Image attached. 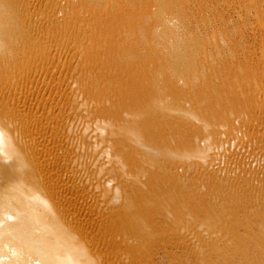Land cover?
I'll use <instances>...</instances> for the list:
<instances>
[{"label": "rangeland", "instance_id": "374dc122", "mask_svg": "<svg viewBox=\"0 0 264 264\" xmlns=\"http://www.w3.org/2000/svg\"><path fill=\"white\" fill-rule=\"evenodd\" d=\"M30 2L31 1H29L26 5H30V9H36L42 5L44 7L49 6L50 9H53L59 5H63L64 10L68 8L67 10H65L66 28H68V30H66L68 32L71 30L72 31L69 32L68 36L66 35V33L68 32L65 31V35L67 36L66 37L65 35L62 36V34L57 32V26L52 27L42 25L39 33L35 34L34 25L31 22L28 23L25 21V25L33 29V43L31 45H25L22 47H18L13 44L8 45V49H10L11 52H24L23 54L27 56L26 58L23 55L19 56L20 59L25 58V61H23L24 64L21 65V63L23 62H20L19 66L15 64L6 66L5 63L10 58L2 59L0 64V81H2L0 82V101L2 100V98H4L6 101V104H4L5 101L3 99L0 102L2 103V105L0 104V106H6L7 108L4 109L0 107V124L3 119V121L8 119L9 121H5L9 122L7 123V126H4L5 131H8V128L12 126V129L10 128L9 130H14L16 132L18 130L19 132L27 130V133L32 134V132H35L36 129H39L41 127L40 125L42 123L43 128L41 127V129H45L43 130L45 131V133H42L43 138L41 137L42 134L40 138H42L43 141L45 140V145L40 144L42 146H35L34 149H37L33 150L30 155L25 156L28 157V159L31 156L35 157L30 159H35V161L40 160V162H47L49 160L48 162L50 164L47 162V164H45L46 167L44 165L42 167L43 170H39L43 174L40 173L41 175H38V178L44 181L47 180V178H50L49 180L52 181V190L50 189L51 186L49 185V192H52L51 194H68V196L73 194L77 196L80 194V196L77 197L78 199L76 198L74 202L71 211L72 214H68V216H70L69 220H71L70 222H74L76 224H84L86 233L88 232V236H90V239L93 240L91 241L89 239V241L93 245V252L99 253V255L96 254L99 264H264V0H93V2L92 0H34L31 3ZM60 2L63 4H61ZM80 4H82V7L80 6ZM98 5L100 6L98 7ZM77 7L79 8V10H77ZM97 8H100L101 11ZM84 9L86 10L84 11ZM98 10L100 11V13ZM83 12L85 13V17ZM78 13L82 16H79ZM90 13L92 15L94 14L93 17H91L92 15L90 16ZM86 14H88L89 16H86ZM96 14L98 16H96ZM99 14L100 16L101 14L103 15L99 17ZM70 16H73V18L71 19ZM77 16L78 19H76ZM97 17L98 19H96ZM167 18H172V23L166 21ZM88 19L89 22H94V25L93 23L87 24L89 23L87 22ZM94 19L95 21H93ZM82 20V24H84L85 27H88V30H84L86 33L82 30V28L84 29V26H81ZM86 24L89 26H87ZM92 25L93 28L94 26L95 28L96 26L98 28L96 29L99 32H97V30L94 28L96 34H99L102 31L105 34L102 32L103 34L101 33V36L99 34V38L98 35L95 34ZM90 26L91 28H89ZM89 29L92 31H90ZM105 29H107L108 31H106ZM73 30L78 34L76 35V32H74ZM18 32L17 33L20 34L22 31L20 30ZM106 32L110 35H107ZM80 33L84 34L81 35ZM93 33L95 37L92 36ZM47 34H50V40L47 38ZM75 35L77 38L81 39L76 40ZM79 35L81 36L78 37ZM90 35L92 37H90ZM104 35L108 37L110 36L111 39L115 38L114 41H112L111 39L110 40L113 42V44L116 43L117 46H113V44H110V46H112L113 48L109 46V49H103L108 45V43L106 42L111 43L109 39L108 41L105 40L108 37H105ZM73 37L75 41L74 39H72ZM91 38L92 42L96 39H98L99 41L103 40V44H101L102 42H100L99 47L102 50L108 51L110 49H114L112 51L115 54L113 55L112 53V56L109 57L113 58L115 55H117L118 57H121V60H119V58L117 59V56H115L116 59L113 58V62V59L111 60L109 57H107V55L111 54V50V52L109 51L110 54L104 51V53H106L107 55L103 54V51L101 50L100 51L102 53L100 51L98 52V41L94 42L95 44H92L91 41H89ZM101 38L103 39L101 40ZM83 39L86 41V43L83 42L84 48L90 47L91 49V46L93 45L95 51L97 50L96 54L95 51L94 54L92 53L94 49L92 51L90 50V54H93L95 56L99 53L101 54L97 55L96 58L102 61V65L104 62H107L106 60L103 61V57H105L106 59H109V62H107L108 64H111L110 62H112V64L117 62L116 64H118L119 60L121 64H118V68H121L122 65L123 67L121 69H127L124 75L122 70L119 71L118 69L119 73L117 72V78L120 76L124 79L125 75L130 74L132 72L131 69L134 68L138 73L144 72L145 74V72H147L146 69H148L147 66H149L150 68L148 69V73H153V75L150 74L152 76H149L147 73L146 75H144L143 73L141 74L147 77L144 78L146 80L145 84L143 81V76L138 74L135 69L133 70V72L135 71L136 73V75L133 77L137 78L136 76H141V79L139 80V78H137V80L142 82L140 84L145 85V88H143L144 86H140L142 88L139 89L134 88L135 92L136 90L138 91L140 89H144L143 93H139L141 92V90L137 93L145 94L141 96L136 94L137 98L136 95L134 97L133 94L135 93H131L130 91L132 87L137 86L136 84L138 82L137 80H134L133 82L134 78L132 79V81L130 78V81L136 84L134 85L132 83L134 86L130 88V86L132 85L130 83L127 87L126 82H130L128 80L129 77L128 79L126 78L128 75L125 77L126 80H121V78L119 77V81H122L124 85L126 84L128 90L124 89L125 87L123 83H121L122 85L120 83V85L116 84L117 79L111 78L115 75L113 72H111L113 69L111 70L110 67L106 69L108 67L106 65L107 63H104L105 65L102 66L100 64L101 62L96 60L98 65L96 62H93L95 63V65H93V63L91 65L89 64L91 66V69L89 68L90 66H87V68L86 62L88 65V62L91 63L93 60H95V57L93 55L90 56V54L88 55V51H86L88 48L84 49V54V50L80 49V53L79 51H77L78 46H81L80 48L83 49L82 45H80V42ZM77 41H79L78 46H75V44H77ZM88 41L90 42L91 46L86 45L88 44ZM95 45L98 49H96ZM141 50L143 51V53H141L140 56L142 55L143 57L141 59L139 56V59L137 58V56L139 55L138 53ZM74 53H76V56ZM81 53L82 55H80ZM41 54H44V58L38 60L37 62L34 60V63L36 62L34 64L33 58ZM85 54L86 56H88V58H85ZM79 55L82 57L84 56L83 58L86 60L84 61V59ZM92 56L94 58H92ZM98 56H100L101 58ZM124 57L126 59H123ZM78 58H82L83 60L80 61H83V63H80V61L77 60ZM89 58L93 60H90ZM179 58L181 59V61L179 60ZM137 59L143 61L140 62ZM136 60L139 62H137ZM127 61L131 64V66L130 64L129 66H133L134 68L132 67L128 70V68H126L128 67ZM122 62L126 64L124 65ZM136 63H140L145 67H141L140 64L138 65ZM81 64L83 69L80 66ZM100 65L102 67H100ZM115 65L113 66L117 70V66L115 67ZM38 66L42 67V70L44 72V75L43 73L42 75L46 78L44 77L43 79L42 75L37 73V70H35V68ZM96 66L98 67V70H102H99L101 74H99ZM203 66L208 67L204 68ZM139 67H141V70ZM80 68L81 71L83 70L80 73H83L82 75H78V72H80ZM137 68H139V70H137ZM142 68L143 70L145 68L146 71H143ZM53 69L55 71H58L55 72ZM199 69H201L202 71L200 72ZM108 70L110 71V73L108 72ZM60 71H62V75L60 74L61 78H59L58 75ZM92 71H94V73ZM128 71L130 72L128 73ZM196 71H199V74L197 73L199 77L197 74V77H195L196 75L190 76V74H193ZM11 72H15V74ZM133 72L130 76L134 74ZM7 73L9 74L7 75ZM10 73L11 75L13 74V76L15 75L17 79L15 78V76H11ZM53 73L55 75H53ZM106 73L109 75L107 76ZM111 73L114 75L111 76ZM120 73L121 75H119ZM200 73H203V75ZM84 74L88 76L91 74V77L89 76L86 78ZM97 74L99 75L96 76ZM157 74L160 76V78H158L159 76ZM9 75L13 80H10L11 77ZM50 75H53L54 77L51 76L50 78ZM102 75L104 76L102 77ZM105 75L107 78H105ZM156 75L158 77H156ZM5 76L10 77V82H5L4 80H2H7V78H4ZM18 76H23L21 78L24 79H19ZM70 76H73V80L76 76H78V78L82 76L80 78H86V80H88L89 78V81H92L91 83H94V90L96 88L100 90L101 88V90L103 91L104 89V91L102 92V94H100L101 90L100 92H96V96L98 94L100 95L97 96V101H92L96 98V96L91 97L90 95L91 98L89 97V100L95 97L91 100L90 103L87 99L89 94H87V97H85L87 92L81 88L80 83L82 80L76 77L78 80H80V82H78L77 79V81L75 80L76 84L78 86L80 85V88L77 87L75 90V81H73L72 77ZM25 77H27V79H25ZM69 77L71 78V80ZM93 77L95 79L94 82ZM52 78L56 79L57 82ZM90 78H92V80H90ZM97 78L100 79L98 80ZM152 78H154L155 81H153L154 79L151 80ZM58 79L59 82H61L60 84L58 82ZM107 79L111 80L113 86H111L112 84H109L111 83L110 81L108 83ZM47 80L48 82H50V85L46 83ZM112 80H115V82ZM13 81L15 83H13ZM156 81L158 83H156ZM51 82H54L55 85H53V83ZM96 82L97 84H95ZM154 82L156 84H154ZM44 83L47 84V86ZM153 84L156 85V88H158H154ZM97 85L100 88H98ZM114 85H116L115 87L119 88V93H121L122 98H124H119L120 103L113 100L112 97H114V92H111L113 94H109V90L115 88ZM71 87L72 89H74L73 91L71 90ZM152 87L156 90H154ZM115 89L116 91L118 90L117 88ZM134 89H132V92L134 91ZM60 90L61 93L59 94ZM125 90H127L126 92L128 93H125ZM157 90L159 92H156ZM74 91H76V93ZM17 92L21 95H23L22 92H24V95H20V97H18L19 94ZM129 92L132 94L130 95V97ZM3 93H5L4 96ZM12 93H14L15 95L18 94L17 98L19 99H16V96ZM123 94L125 95L123 96ZM126 94H128V97ZM151 94L154 95L152 96L153 98H151ZM72 96L73 98H75L76 96L74 101L87 99L86 101L92 105L87 104L86 107L94 108V110H96V113L93 109L86 108L85 106L80 107H82L81 109L86 108L87 112H85L86 109H83L85 111L80 110V108L78 110H75L76 108H78V106L77 104H73V101H70L71 99H73ZM80 96L82 98H80ZM103 96L105 97L104 99ZM138 96L142 98H138ZM155 96L157 98H155ZM99 97L102 98H100V101H103L95 103L98 102ZM107 97H111L112 99H110L113 102L107 104L109 103L108 101H111L109 98V100L105 101ZM23 99L24 101H22ZM15 100L19 102L16 103ZM116 102L117 105H115ZM15 103L17 104V106ZM20 103L22 105L21 109ZM100 103H102V105H106V107H108L109 105L114 111H120L124 108L129 110L131 109V111L133 110L132 112H130L131 114H123L122 117L119 116L118 120H120L117 121L120 122L123 119L122 122H125L126 120V122L129 123V126L132 128V132H127L124 135H114L115 138L117 137V139L114 140L115 142L117 141L120 145L121 143L119 142L122 141V147L125 148H127V145L128 147L130 144L131 146L133 145L132 147H129V151H131L132 153L131 156L133 158L134 156L136 158L138 157L137 162L135 161V158H131V160L128 157V159L126 160V166L123 168L121 167L122 170H125L126 168L127 170H129H126V173L125 171H122L121 173L122 175L124 173V176L128 175L127 178H130L129 184L127 181L128 179H125V182H123L124 178L122 179L119 177V179H116L118 178V175H115L116 172L113 174L115 170L112 169L113 172L109 170L111 171L109 175L112 173V176L110 175V177H115L109 179V185L114 179H116L118 182L120 181V179H122L121 182H123L124 185L126 182L127 184L125 187L123 185L124 189L122 187V189H119L120 186H122H119V184L122 183H118L114 180L111 187H114V192H112L113 195H111L112 189L109 190V187L111 186L110 185L107 188L108 190H105L107 192V195L109 194L110 196L108 198H106L107 196L104 197V200H101L103 201V203L100 201V199H98V201H100L101 203L97 201L98 193L95 195V192H87V190H90L88 189V183L85 185V183H82L83 181H81L76 184H68L67 187L65 183L66 179H63L64 177L67 178V174L71 176L73 175V173H76V168L78 165H80L81 161V165L86 164L87 162L85 160L88 158L90 153L86 150L90 149L89 151H91L90 144L91 146L94 145H92V141L86 136H88L89 132L93 130H90V128L86 129V125L83 126L82 122L84 123V118L86 120V118L93 115L94 113V115H97V108L99 107V105L97 106V104ZM125 103L130 104L131 107L129 105H125ZM118 104H121L122 106H119ZM94 106H97L96 109ZM175 107L177 108L175 109ZM28 108L30 112H28ZM59 109H63V113H61L62 111H60ZM89 110H91L92 113H90ZM57 111L60 113H58ZM76 111H79L78 114L76 113ZM88 111L90 115H87ZM70 112H73L74 114ZM16 113L17 116H14L16 115ZM23 113L27 114H25L24 116ZM68 113H70V118H72V115H74L73 118L75 120L70 119L68 116H64L66 114L68 115ZM80 113H82V115ZM19 115H21V118L19 117ZM83 115L85 117H82ZM61 116H63L65 119ZM77 117L78 119H76ZM66 118H68V122L73 123L71 124L73 126L69 125L70 123L66 121ZM20 119L21 122L19 123ZM11 120L13 122L16 120L18 124L12 123ZM77 120H79V122ZM3 121L2 123L4 125ZM11 123L13 125L10 126ZM63 123L65 126L69 125L71 128L69 129V126H66V129ZM79 123L80 125H78ZM14 126L15 129H13ZM20 128L22 130H20ZM56 128L58 131L55 130ZM84 129L87 131L85 132ZM82 131L85 132L86 135ZM62 132L64 134H62ZM79 132L83 136H80ZM67 133H69V136L67 135ZM134 134H136L140 139L134 138L136 137L134 136ZM59 135L63 136L59 137ZM77 135L78 137L80 136L79 139L77 138ZM125 136H128L130 138L132 137V141L129 142L127 139L128 137ZM69 137L72 138V140ZM81 137H83V139L86 138V142H88L89 145L85 142V140H82ZM46 138L48 139L46 140ZM67 138L72 142L66 141ZM64 139H66L65 143ZM136 139L138 140V142H135ZM48 140H51V142H53L54 140L55 141L53 144H51V142H47ZM77 140L79 141V143L77 145L78 147H76L77 151L74 152V150L69 148V144H77L76 142H74ZM81 140L84 141L86 145H83L84 143ZM22 141H24V139H22ZM56 141H58V147L60 146L59 144H62L64 146L65 144L67 145L63 148L64 150L61 149L63 151L57 149L59 151L58 152L56 150V148H58L57 143H55ZM123 142H125L126 144L123 145ZM46 144L50 149L46 147ZM48 144H51L52 146H50L53 148H51ZM81 145L84 147L82 148V152L88 146L84 151V153H87L88 155H86L85 157L83 153H80L83 155L82 158V155H78L79 152H81V148H79ZM133 147L134 150H131L130 148ZM43 149L46 150V153H49L48 150H50V154L44 153L45 150ZM38 150H43L44 155H51L50 157H48L53 159L51 160L47 158V156L44 157V155L42 156L43 153L39 152ZM159 151L164 152L160 153ZM168 151H171V154L168 153ZM156 152L158 156L156 155ZM34 153L38 156L36 157ZM39 153H41V155ZM52 153L54 154L53 157ZM66 153H70L71 156ZM75 153L77 155H75ZM64 154L67 155L66 159L65 157H63L62 159V156ZM172 154L175 156H173ZM73 157L75 160L72 159ZM79 158L81 159V161ZM60 159L64 162L65 160H67L69 163L67 164V161L65 163H62L63 161L61 162ZM128 160L132 163L128 162ZM57 161L58 163L63 164V166L61 165L59 167L60 164H58ZM77 161H79V164L77 163ZM51 162H53L54 164ZM110 162L112 163L113 161ZM138 162L139 164H141L142 169L144 167L143 170L138 165ZM113 163L116 165L115 162ZM75 164L76 166H74ZM130 164H135L136 166H132ZM67 165L70 168H68ZM81 165L78 167H81ZM127 165L129 166L127 167ZM130 166L131 168H129ZM137 166L138 168L140 167V170L137 168ZM27 167H29V165L27 166L25 163V167H23V170L21 172L26 171L28 169ZM55 167L56 172H51L52 174L49 173L50 170L53 171ZM66 169L68 170V173ZM71 169L73 170L71 171ZM63 170H65L66 172ZM58 171H60V173ZM141 171H144V174L142 176ZM44 172H46V174L48 175L50 174V177L46 174L44 175ZM118 173L120 174V172ZM55 174H57V177L55 176ZM59 174L60 176H62L60 177ZM41 176L43 179L41 178ZM55 177H59L61 179H56ZM53 178H55L59 182L61 180L64 181H61L60 183L62 184H60L59 182L57 183ZM131 180H133V182ZM53 182H55L56 184H53ZM132 183L134 184V186ZM61 185L63 186V188ZM71 185L74 187L78 185L76 191L74 190L75 188L73 189L74 193L69 192L72 190L69 188ZM130 185L134 188H137V190H134V188H132ZM64 186H66L68 190H66V187ZM79 186V190L83 189L81 192L78 190ZM117 186L119 188L116 189ZM53 187H55V189ZM99 187L100 189H102L101 185ZM56 190H58V192L62 191V193H66H57ZM63 190L65 191L63 192ZM85 191L88 195H92L88 196ZM115 192L117 193L116 195ZM123 192L127 194L125 195ZM121 194H123L124 196L120 197ZM92 196H94V198ZM111 196H115L116 198H111ZM129 197L130 199H128ZM117 198H119V200ZM126 202H128L127 205ZM99 204H101V207H99ZM120 204H122L123 207L121 205V207L119 206V209L125 208L126 210L128 208V212L127 210L124 211V209L118 211L119 209L115 206L117 205L118 207V205ZM107 205H109V207ZM110 206L111 208L113 206L112 210L114 212L111 210ZM107 207L110 209L108 210ZM116 209L118 212H115ZM97 210L100 212H97ZM96 212L98 216H96ZM119 212H121V214H119ZM124 212H126V214ZM99 213H103V215ZM104 213L105 215H112V213L114 214V216H110L111 218L108 216L110 220L113 219V223H111V225H113L114 227L110 226V220L107 219V215L105 216ZM117 213L120 216H118ZM104 218L107 221H105ZM127 218L129 220H127L129 224L125 222ZM81 220L82 222H85L86 225L85 223H82ZM121 220L123 222H121ZM106 222H108L109 224ZM107 224L109 225V227L105 226ZM124 224H128V226L126 225L128 234H125L127 233V229L125 230V227H123L125 226ZM104 226L106 228H104ZM100 228H103L104 230H100ZM116 228L123 229L122 231H120L121 229L117 230ZM115 229L116 232H114L115 234H113L112 231H114ZM123 230L125 231L123 232ZM101 231H104L105 235L108 234L106 236H108L109 240L103 235V232ZM109 231H111L112 234ZM97 232L99 234H96ZM119 232H121V236ZM122 232L126 236H122ZM116 237H118L119 239ZM123 237H127V239ZM93 238H97L96 241ZM120 239L121 241H118ZM128 239L130 240V242H134L133 245L129 243ZM123 242H125L126 245L123 246ZM127 242L133 247H130ZM136 243L138 244L136 245ZM134 246L135 248H137L138 246V249L145 248V250H133ZM129 247L132 249H130ZM123 248H125L124 250L127 249V252H125ZM106 253L109 257H106ZM123 254L124 258L121 257L123 259L122 260L119 256H123ZM100 255H102V261ZM103 256L105 257V259H103ZM126 256L127 259L125 258Z\"/></svg>", "mask_w": 264, "mask_h": 264}, {"label": "bare ground", "instance_id": "6f19581e", "mask_svg": "<svg viewBox=\"0 0 264 264\" xmlns=\"http://www.w3.org/2000/svg\"><path fill=\"white\" fill-rule=\"evenodd\" d=\"M29 1H34V0H0V45H1V49H0V64H1V61H2V59H5V58H10L6 63H5V65L7 66V65H10V64H15V65H17V66H19L20 65V62H23V61H25V58L27 57V56H25V54H23L24 52L23 51H21V53H20V51H13V52H11V50L10 49H8V45L9 44H13V45H16V46H18V47H22V46H25V45H31L32 43H33V40H34V32H35V34L36 33H39V31H40V28H41V26L42 25H46V26H57L58 27V29H57V32L58 33H60V34H62V36H64L65 35V31L66 32H68L67 30H68V28H66V17H65V10H67V9H65L64 10V7H63V5H59V6H56L55 8H53V9H50V7L49 6H47V7H44L43 5L42 6H40V7H38V8H36V9H30V5H28V6H26L27 4H28V2ZM55 1V0H54ZM57 1H60V0H57ZM62 1V0H61ZM73 1V0H72ZM77 1V0H76ZM30 2V3H31ZM69 2V1H68ZM92 2H93V0H92ZM29 3V4H30ZM61 3V2H60ZM88 3V2H87ZM90 3H91V1H90ZM109 3V2H108ZM61 4H63V3H61ZM99 4V3H98ZM102 4H103V2H102ZM101 4V5H102ZM104 4H105V2H104ZM70 5V4H69ZM82 4H80V6H81ZM94 5V4H93ZM100 5H98V7H99ZM82 7V6H81ZM80 7V8H81ZM92 7V6H91ZM76 8V7H75ZM78 8V7H77ZM87 8V7H86ZM109 8V7H108ZM89 9V8H88ZM97 9H99L100 10V8H97ZM104 9H106V8H104ZM75 10V9H74ZM77 10H79V8L77 9ZM86 9H84V11H85ZM95 10H96V8H95ZM98 10V11H99ZM101 11V10H100ZM100 11H99V13H100ZM108 11V10H107ZM79 12V11H78ZM93 12H94V10H93ZM96 12H97V10H96ZM72 13H74V12H72ZM84 13V12H83ZM88 13V12H87ZM69 14V13H68ZM79 14V13H78ZM82 14V13H81ZM74 15V14H73ZM88 14H86V16H87ZM92 14L90 13V16H91ZM94 15V14H93ZM93 15L91 16V17H93ZM103 14H101V16H102ZM75 16H76V14H75ZM75 16H74V18H75ZM79 16H82V15H80L79 14ZM89 16V15H88ZM96 16H98L97 14H96ZM100 16V14H99V17H101ZM71 17V16H70ZM84 17H85V13H84ZM73 18V16L71 17V19ZM95 18V17H94ZM70 19V18H69ZM76 19H78V16L76 17ZM96 19H98V17L96 18ZM83 20H86V19H83ZM83 20H82V22H81V26L83 25L84 26V24H82L83 23ZM25 21L26 22H28V23H32L33 25H34V32H33V29L32 28H30V27H28L27 25H25ZM77 21V20H76ZM93 21H95V19L93 20ZM165 21V20H164ZM166 21H168L169 23L171 22L172 23V18L171 19H166ZM87 22H89V19H88V21ZM68 23V22H67ZM90 23H93V25H94V22H89V23H87V24H90ZM168 23V24H169ZM70 24V23H69ZM74 24V23H73ZM86 24V25H87ZM96 24V23H95ZM167 24V23H166ZM174 24V23H173ZM77 25V24H76ZM93 25H92V28H93ZM104 25V24H103ZM102 25V26H103ZM105 25H107V24H105ZM170 25V24H169ZM172 25V24H171ZM82 26V27H83ZM87 26H89V25H87ZM81 27V28H82ZM99 27V26H98ZM107 27V26H106ZM130 27H132V26H130ZM70 28V27H69ZM72 28V27H71ZM80 28V29H81ZM88 27H85L84 26V29L82 28V30H83V32H85L84 30L86 29V30H88L87 29ZM89 28H91V26L89 27ZM94 28H95V26H94ZM94 28H93V30H94ZM96 28H97V26H96ZM95 28V29H96ZM109 28H110V26H109ZM67 29V30H66ZM78 29V28H77ZM80 29H79V32H80ZM98 29V28H97ZM96 29V30H97ZM22 31L20 34H18L19 32L18 31ZM71 30V29H70ZM90 30V29H89ZM106 31H108L107 29H105ZM72 31V30H71ZM71 31H69V32H71ZM74 31V30H73ZM78 31V30H77ZM90 31H92V30H90ZM101 31V30H100ZM18 32V33H17ZM69 32L68 33H66V35L68 36L69 35ZM74 32H76V31H74ZM82 32V31H81ZM94 32H95V34H96V31L94 30ZM97 32H99L98 30H97ZM103 32V31H102ZM101 32V33H102ZM116 32V31H115ZM73 33V32H72ZM86 33V32H85ZM88 33V32H87ZM90 33V32H89ZM99 33L100 34V36L104 33ZM107 33V32H106ZM117 33V32H116ZM18 34V35H17ZM74 34V33H73ZM78 33L76 32V35H77ZM81 34V33H80ZM82 34H84V33H82ZM81 34V35H82ZM99 34H96V35H98V37H99ZM105 34V33H104ZM109 33H107V35H108ZM65 35V36H66ZM76 35H75V37H76ZM81 35H79L78 37H80ZM110 35V34H109ZM118 35V34H117ZM136 35V34H135ZM175 35H177V34H175ZM47 36V38L49 39V38H51V36H50V34H47L46 35ZM66 36V37H67ZM72 36H74V35H72ZM88 36H89V34H88ZM92 36L93 37H95V35H94V33L92 34ZM91 35H90V37H92ZM105 36V35H104ZM119 36V35H118ZM90 37H88V38H90ZM103 37V36H102ZM105 37H108V36H105ZM112 37V36H111ZM114 37H117V36H114ZM174 37V36H173ZM97 38V37H96ZM100 38V37H99ZM120 38V37H119ZM72 39H74V37L72 38ZM77 39H81V38H77L76 37V40ZM84 39H86V38H84ZM82 40L81 42H80V45H82V47H83V42H85L86 43V41L85 40ZM93 39H95V38H93ZM103 38H101V40H102ZM108 39H109V41H114V39L115 38H113V39H111L110 38V36L107 38V39H105L106 41H108ZM111 39V40H110ZM121 39V38H120ZM120 39H119V41H120ZM125 39V38H124ZM50 40V39H49ZM92 40V38L89 40V41H91ZM104 40V41H105ZM143 40V39H142ZM74 41H75V39H74ZM88 41V44H90V42ZM98 41V47H99V44H100V42H102V41H99L98 39H96L95 41H91V43L93 44L94 42H97ZM111 41V43L110 42H106V43H108V48H107V46H106V48H103L102 46V48L103 49H109L110 47H112V46H110V44H113V42ZM155 41V40H154ZM78 42L79 41H77L76 43L77 44H75V46H78ZM126 42V41H125ZM128 42H129V40H128ZM137 42V41H136ZM139 42V41H138ZM75 43V42H74ZM84 43V44H85ZM105 43V42H104ZM122 43V42H121ZM182 43V42H181ZM88 44H86L87 46H91V44L90 45H88ZM95 44V43H94ZM101 44H103V42L101 43ZM125 44V43H124ZM131 44H133V43H131ZM130 44V45H131ZM85 45V46H86ZM96 45H95V47H96ZM105 45V44H104ZM117 46L116 45V43H114L113 44V46ZM130 45H129V47H130ZM140 45V44H139ZM110 46V47H109ZM121 46V45H120ZM132 46V45H131ZM138 46V45H137ZM178 46V45H177ZM3 47V48H2ZM81 46H78L77 48H78V50L77 51H79V53H80V51L81 50H84V49H87L86 51H88L87 53H88V55L91 53V51H92V53L94 54V51H95V48H93V45L91 46L92 48L90 49V47H87V48H84L83 47V49L82 48H80ZM133 47V46H132ZM131 47V48H132ZM143 47V46H142ZM113 48V47H112ZM118 48V47H117ZM130 48V49H131ZM81 49V50H80ZM96 49H98L97 47H96ZM127 49V48H126ZM129 49V50H130ZM91 50V51H90ZM103 51V54H106V53H104V51H106V52H108V54H110V52L112 51V50H114V49H110L109 51L108 50H102L100 47H99V50H98V52L99 51ZM121 50V49H120ZM125 50V49H124ZM89 51H90V53H89ZM97 51V50H96ZM96 51H95V54H96ZM100 51V52H101ZM126 51V50H125ZM142 51V50H141ZM141 51H139V55L137 56V58H139V56H140V54L141 53H143V51L141 52ZM75 52V51H74ZM84 52H85V50L83 51V54H84ZM97 52V53H98ZM122 52V51H121ZM210 52V51H209ZM18 53V54H17ZM65 53V52H64ZM77 53V52H76ZM76 53H74L75 54V56H76ZM102 53V52H101ZM112 53H113V51L111 52V54L110 55H107V57H109V56H112ZM128 53V52H127ZM133 53V52H132ZM157 53V52H156ZM206 53V52H205ZM45 54V53H44ZM44 54H41V55H37V56H35L34 58H33V63H34V60L37 62L38 60H40V59H43L44 58ZM93 54H90V56L91 55H93ZM115 53H113V55H114ZM122 54V53H121ZM130 54V53H129ZM20 55H23L25 58H19V56ZM78 55V54H77ZM80 55H82V53L80 54ZM79 55V56H80ZM97 55H101L100 53L99 54H97ZM97 55L95 56V55H93L92 56V58H94L95 60H93V59H91V58H89L90 60H93L91 63H89L88 62V65H87V62H86V67L88 66H90L93 62H96L97 63V61L96 60H98L96 57H97ZM120 55V54H119ZM221 55V54H220ZM89 56V57H90ZM103 56H105V55H103ZM102 56V57H103ZM115 56H117V55H115ZM115 56L113 57L114 59H116L115 58ZM217 56V55H216ZM80 57H82V56H80ZM84 57V56H83ZM82 57V58H83ZM88 58V56H86V54H85V58ZM98 57H100V56H98ZM126 57V56H125ZM123 58V59H126V58ZM142 55L140 56V58L142 59ZM207 57V56H206ZM77 59L78 61H80V60H83V59ZM101 58V57H100ZM104 59H103V61H107V62H109V59H106L105 57H103ZM111 60L113 59V58H111V57H109ZM119 58V60H121V57H118L117 56V59ZM139 58V59H140ZM181 58V57H180ZM179 58V60L181 61V59ZM197 58V57H196ZM214 58V57H213ZM114 59L112 60L113 62H114ZM139 59H137V60H139ZM215 59V58H214ZM86 59H84V61H85ZM110 60V61H111ZM118 60V64L120 63V61ZM129 60V59H128ZM136 60V61H137ZM206 60V59H205ZM212 60V59H211ZM87 61H89V60H87ZM98 61H100L99 63L102 65V61L101 60H98ZM116 61V60H115ZM135 61V62H136ZM140 61V60H139ZM139 61H137V62H139ZM143 60H141L140 62H142ZM202 61V60H201ZM35 62V63H36ZM106 62V63H107ZM123 62H124V60H123ZM122 62V63H123ZM125 62H126V60H125ZM128 62V61H127ZM185 62V61H184ZM205 62V61H204ZM213 62V61H212ZM34 63V64H35ZM80 63H83V61L81 62L80 61ZM105 63V62H104ZM103 63V65L102 66H104L105 64ZM111 64H106L108 67L106 68V69H108L109 67H110V69L112 70L111 72H113L114 74H112L111 73V76L112 75H114V76H109V77H111V78H113V79H117L116 81V84H118V85H120L121 83H123L122 81H119V79L121 78L120 76V78L118 77L117 78V72L119 73V71L120 70H122V72H123V75H124V73H125V71H127V69H125V68H123V69H121L123 66L121 65V68L119 67L118 68V66L121 64H116L117 62H115L114 64H112V62H110ZM182 63V62H181ZM216 63V62H215ZM22 64H24V62L23 63H21V65ZM90 64V65H89ZM116 64V65H115ZM124 64V63H123ZM126 64V63H125ZM124 64V65H125ZM129 62H128V67H126V66H124V67H126V68H128V70L129 69H131L132 67H130L131 66V64H130V66H129ZM136 64H138V63H136ZM140 64V63H139ZM138 64V65H139ZM143 64V63H142ZM183 64V63H182ZM208 64V63H207ZM84 65H85V62H84ZM93 65H95V63H93ZM92 65V66H93ZM97 65H98V63H97ZM100 65V67H102ZM110 65H112V66H110ZM113 65H115V67L117 66V70L114 68V66ZM134 65H135V63H134ZM141 65V64H140ZM147 65V64H146ZM211 65V64H210ZM81 66V68H82V64L80 65ZM143 65H141V67H142ZM205 66V65H204ZM203 66V67H204ZM85 67V66H84ZM85 67V68H86ZM87 67V68H88ZM97 67V66H96ZM112 67V68H111ZM130 67V68H129ZM138 67V66H137ZM141 67H139L140 68V70H141ZM143 67H145V66H143ZM148 67V69L150 68L149 66H147ZM202 67V66H201ZM208 67V66H207ZM207 67H204V68H207ZM37 68V69H36ZM35 68V70H37V73L38 74H41L42 75V73H43V75H44V72H43V70H42V67H40V66H38V67H36ZM81 68H80V72H78L79 74L78 75H82V74H80L82 71H81ZM90 69H91V66L89 67ZM105 68V67H104ZM134 68V67H133ZM139 68H137V70H139ZM199 68V67H198ZM204 68H203V71H204ZM210 68V67H209ZM55 69V68H54ZM53 69V70H54ZM83 69V68H82ZM93 69V68H92ZM103 69V68H102ZM105 69V70H106ZM118 69H119V71H118ZM125 69V70H124ZM135 69V68H134ZM134 69H131V71L133 72V70ZM148 69H146L147 70V72H145V74H144V72H142L144 75H146V73L149 75V76H152L153 75V73H150V74H152V75H150L148 72ZM57 70V69H56ZM60 70V69H59ZM94 70H95V68H94ZM97 70H98V67H97ZM99 70H101V69H99ZM98 70V71H99ZM114 70H115V72H114ZM124 70V71H123ZM142 70H143V68H142ZM145 70V68H144V70L143 71H146ZM151 70V69H150ZM153 70V69H152ZM200 70V72L202 71L201 69H199ZM55 71V70H54ZM58 71V70H57ZM57 71H55V72H57ZM97 71V72H98ZM102 71V70H101ZM135 71H136V69H135ZM135 71L133 72L134 74L132 75V76H130L131 74H132V72L130 73V74H126L125 75V77L128 79V77H129V81H130V78H131V81H132V79L134 78L133 76H135L136 75V73H135ZM155 71V70H154ZM54 72V73H55ZM62 71H60V73H58V75H59V78H61L60 77V74L62 75V73H61ZM85 72V71H84ZM93 73H94V71H92ZM108 72L110 73V71L108 70ZM121 72V73H122ZM130 71H128V73H129ZM137 72V71H136ZM139 72H141V71H139ZM11 73H13V72H11ZM11 73H10V75H11ZM46 73V72H45ZM52 73V72H51ZM53 73V75H55ZM89 73V72H88ZM87 73V74H88ZM121 73L119 74V75H121ZM138 73V72H137ZM142 73H138V74H142ZM199 74V71H196V72H194L193 74H190V76H195L196 74ZM204 73V72H203ZM203 73H200V74H202L203 75ZM9 73H7V75H8ZM13 74H15V72L13 73ZM13 74L11 75V76H13ZM50 74V73H49ZM99 74H101V72L99 71ZM99 74H97L96 76H98ZM104 74V73H103ZM155 74V73H154ZM197 74V75H198ZM9 75V76H10ZM17 75V74H16ZM42 75V78L44 79V77L45 76H43ZM46 75V74H45ZM53 75H50V78H51V76L52 77H54ZM64 75H67V74H64ZM71 75V74H70ZM85 76H86V78L87 77H89L88 75H86V74H84ZM83 75V76H84ZM95 75V74H94ZM106 75L108 76L109 74H107L106 73ZM106 75H105V78H107L106 77ZM144 75H141V76H143V81H144V84H145V77L146 76H144ZM158 75V74H157ZM156 75V77H158ZM197 75L195 76V77H197ZM10 76V77H11ZM15 76V75H14ZM13 76V77H14ZM24 76H26V75H24ZM69 76V75H68ZM68 76H67V78H68ZM104 75H102V77H103ZM139 76V75H138ZM136 76L137 78H139V80L141 79V76ZM148 76V77H149ZM155 76V75H154ZM153 76V77H154ZM10 77H8V76H5L4 78H7V80H5V79H2V80H4L5 82H10V80L12 79V77L10 78ZM21 77H23V76H18V78L20 79ZM70 77H72V80H73V76H70ZM69 77V78H70ZM77 78H78V76H76ZM76 77H74L75 79L73 80V81H75L77 78ZM80 77H82V76H80ZM78 78V79H80V80H82L81 81V83H80V85H81V88L82 89H84V91H86L87 93H86V96L85 97H87V94H89V96L87 97V99L90 97V95H91V97L92 96H96L95 94H96V92L97 91H99L100 92V90H101V88L100 87H98V85H97V87L98 88H100V90L99 89H95L94 90V83H91L90 81H89V78H88V80H86V78L85 77H83V78H85V79H81V78ZM91 77V76H90ZM100 77V76H99ZM116 77V78H115ZM124 77V79H123V77L121 78V80H126V78ZM198 77H199V75H198ZM9 78H10V80H9ZM15 78L17 79V77L15 76ZM46 78V77H45ZM56 78H58V77H56ZM63 78V77H62ZM110 78V79H111ZM137 78H134L133 79V82H134V80H137ZM147 78V77H146ZM158 78H160V76L158 77ZM0 79H1V77H0ZM21 79H24V78H21ZM25 79H27V77H25ZM49 79V78H48ZM52 79H54V78H52ZM77 79V80H78ZM98 80L100 79V78H97ZM154 78H152L151 80H153ZM157 79V78H156ZM13 80V79H12ZM15 80V79H14ZM54 80H56V79H54ZM53 80V81H54ZM70 80H71V78H70ZM76 80V81H77ZM80 80H78V82H80ZM83 80H85V81H83ZM90 80H92V78H90ZM108 80V79H107ZM17 81V80H16ZM23 81V80H22ZM22 81H20V82H22ZM76 81H75V84H76ZM95 81V79H94V77H93V82ZM103 81V80H102ZM106 81V80H105ZM109 81L111 82V80H108V83H109ZM112 81H114L115 82V80H112ZM129 82L128 83V81L126 82L127 83V87H128V84H132L133 82ZM142 81V80H141ZM153 81H155V79L153 80ZM152 81V82H153ZM158 81H159V79H158ZM0 82H2V81H0ZM4 82V83H5ZM20 82H19V84H20ZM25 82V81H24ZM23 82V83H24ZM45 82V81H44ZM56 82H57V80H56ZM58 82H59V79H58ZM98 82V81H97ZM97 82L95 83V84H97ZM137 82L140 84V83H142V82H140V81H138L137 80ZM13 83H15L14 81H13ZM46 83H48L49 85H50V82H48V80H47V82ZM51 83H53V85H55V83L54 82H51ZM61 82H59V84H60ZM99 83H100V81H99ZM98 83V84H99ZM104 83V82H103ZM102 83V84H103ZM120 83V84H119ZM136 84L137 86L136 87H132V86H134L133 84L130 86V88L132 87V89H139V88H142V87H140V86H144L143 88H145V85H142V84ZM156 83H158L157 81H156ZM155 82H154V84H156ZM45 84V83H44ZM110 85L112 84V82L111 83H109ZM153 84V86H154V88H156V85H154ZM46 86H47V84H45ZM52 85V84H51ZM58 85V84H57ZM77 85V84H76ZM76 85H74V89L76 90V88L77 87H79L80 88V85L78 86H76ZM109 85V86H110ZM122 85V84H121ZM123 85H124V83H123ZM146 85H147V83H146ZM73 86V85H72ZM105 86V85H104ZM104 86H103V88H104ZM107 86V85H106ZM111 86H113V84L111 85ZM110 86V87H111ZM116 85H114V87H115ZM45 87V86H44ZM95 87H96V85H95ZM110 87H108V88H110ZM124 89H127L128 90V88L126 87V84L124 85ZM102 88V89H103ZM107 88V89H108ZM115 88H117L118 90L116 91V89ZM115 88H113V89H111V90H113V91H111V90H109L110 92H109V94L111 93V92H114V94L113 93H111V94H113L114 95V97H112L113 98V100L114 101H117V102H119L120 103V99L119 98H122V96H121V93H119V88L118 87H115ZM130 88H129V90H130ZM153 88V87H152ZM152 88H151V90H152ZM153 88V89H154ZM158 88V87H157ZM156 88V89H157ZM74 89H72V87H71V90L73 91ZM115 89V90H114ZM132 89H131V93H135V94H133L134 95V97H135V95L136 94H138L137 92L138 91H140L141 90V92H139V93H143L144 91V89L142 90V89H140V90H136V92H135V89H134V91L132 92ZM156 89H154V90H156ZM70 90V89H69ZM70 90V91H71ZM79 90V89H78ZM78 90H77V92H78ZM127 90H125V93H128V92H126ZM64 91V90H63ZM62 91V92H63ZM70 91H68V92H70ZM103 91H104V89H103ZM102 90H101V92H100V94H102V92H103ZM116 91V92H115ZM6 92V91H5ZM16 92V91H15ZM19 92V91H18ZM17 92V93H18ZM65 92V91H64ZM75 93H76V91H74ZM129 92V97H130V95H132L131 93ZM155 92V91H154ZM153 92V93H154ZM156 92H159L158 90L156 91ZM23 93V95H24V92H22ZM61 93V90L59 91V94ZM4 94L5 93H3V96H4ZM8 94V93H7ZM12 94H14V93H12ZM19 94V93H18ZM18 94H14L15 96H16V99H19V98H17V95ZM78 94V93H77ZM105 94V93H104ZM145 94V93H144ZM144 94H138V95H144ZM2 95V94H1ZM20 95L21 94H19L18 95V97H20ZM23 95H21V96H23ZM72 95H75V94H72ZM80 95V94H79ZM99 95V94H98ZM97 95V96H98ZM125 94H123V96H124ZM127 95V97H128V94H126ZM5 96H8V95H5ZM9 96H10V94H9ZM11 96H13V95H11ZM70 96V95H69ZM77 96V95H76ZM76 96H75V98H76ZM97 96H96V98L95 97H93L92 99H94V100H92V99H88V102H90L91 103V100L92 101H97ZM100 96V95H99ZM102 96V95H101ZM106 96V95H105ZM140 96H138V98H142V97H140ZM152 96H154V95H152L151 94V98H153ZM79 97V96H78ZM77 97V98H78ZM90 97V98H91ZM126 97V96H125ZM126 97V98H127ZM145 97H146V95H145ZM144 97V98H145ZM1 98V97H0ZM24 98V97H23ZM72 98H73V96H72ZM75 98H73V99H71L70 101H73V104H77V106H78V108H76L75 110H78L79 108H80V110H83V109H86V108H89V107H86L87 106V104H90V103H88L86 100L87 99H85V100H75L74 101V99ZM80 98H82L81 96H80ZM79 98V99H80ZM100 98L101 97H99V100H98V102H95V103H99V101H100ZM105 97L103 96V99H104ZM109 97H107V99H105V101L106 100H109L108 99ZM111 98V99H112ZM126 98H125V100H126ZM136 98H137V95H136ZM150 98V99H151ZM155 98H157L156 96H155ZM154 98V99H155ZM4 98H2V100H3ZM7 99H8V97H7ZM6 99V100H7ZM102 99V98H101ZM110 99V100H111ZM122 99H124V98H122ZM1 100V101H2ZM158 100V99H157ZM0 101V102H1ZM4 101H5V99H4ZM3 101V102H4ZM22 101H24V99L22 100ZM103 101V100H102ZM102 101H100V102H102ZM156 101V100H155ZM159 101H160V99H159ZM15 102L17 103V102H19V101H17V100H15ZM76 102H78V103H76ZM109 103H107V104H110V102H113L112 100L111 101H108ZM117 102H116V104L115 105H117ZM125 102V101H124ZM11 103V102H10ZM15 103V104H16ZM24 103V102H23ZM94 103V102H93ZM105 103V102H104ZM155 103H157V102H155ZM1 105H2V103H0ZM4 104H6V101H5V103ZM14 104V103H13ZM74 105V106H75ZM90 105H92V104H90ZM95 105V104H94ZM99 105V107L97 108V115H94L95 113H96V110H94V108H92V107H90L91 109H93L94 110V114L93 115H91V116H89L88 118H86V120H85V118H84V123L82 122V125L84 126V125H86V129H88V128H90V130H93V131H88L89 132V134H88V136H86V137H88V139H90L92 142V145H94V146H91V144H90V147H91V151H89V150H86L87 149V147H86V149H84L83 150V152H82V148H84L82 145V147L80 146L79 148H81V152H79V154L78 155H82V154H80V153H83L84 155H85V157H86V155H88L87 153L85 154L84 153V151L86 150L87 152H89L90 154H89V156H88V158L86 159L85 157V161H87L86 162V164H83V165H81V159H80V165H81V167H78V166H80V165H78L77 166V168H76V173H73V175H66V177L67 178H65L64 177V175H63V179H66L65 181V183H66V186L68 185V184H76V183H78V182H81V181H83L82 183H85V185L88 183L89 185H88V189H90V190H87V192L88 191H91V193L92 192H95V195L98 193V195H97V201H98V199H100V201L103 199L104 200V197H106V198H108L110 195L108 194L107 195V192L105 191L110 185V189L109 190H111L112 189V191H111V195H113V193L112 192H114L113 191V188H111L112 187V183H113V181L115 180L116 182H118L116 179H119V177L120 178H124L123 179V182H125L124 180L125 179H128L127 178V176L125 177L124 176V173H123V175L121 174L122 173V171H125V173H126V170H127V168L125 169V170H122V168L123 167H125L126 166V164H127V162H126V160L128 159V157H129V159H136L135 161L137 162V158L134 156V158L131 156L132 155V153H131V151H129V147L131 146V144L129 145V147H128V145L126 146L127 148H125V147H122V141L121 142H119V143H121V145L120 144H118V142L116 141L115 142V140L117 139V137L115 138L114 137V135L116 136V135H124L125 133H127V132H129L130 133V131L132 130V128L129 126V123H127L126 122V120H125V122L123 121L122 122V120L120 121V122H117V121H119L118 120V117L119 116H123V114H129L130 112H132L131 111V109L129 110V109H126V108H124V109H122V110H120V111H114L113 109H111V107L108 105V107H110V108H108V107H106V105H102V103H100V104H97V106ZM119 105V104H118ZM121 105V104H120ZM119 105V106H120ZM125 105H129L130 106V104H128V103H125ZM124 105V106H125ZM155 105V104H154ZM180 105V104H179ZM16 106H17V104H16ZM21 103H20V109H21ZM25 106V105H24ZM80 106H82V107H86V108H83V109H81L82 107H80ZM96 106V107H97ZM122 106V105H121ZM157 106V105H156ZM176 106V105H175ZM0 107H2V108H4V109H7L6 108V106H0ZM18 107H19V104H18ZM95 107V106H94ZM96 107H95V109H96ZM127 107V106H126ZM131 107V106H130ZM168 107V106H167ZM179 107V106H178ZM89 108V109H90ZM177 107H175V109H176ZM19 109V108H18ZM19 109V110H20ZM11 110V109H10ZM60 111H62L63 109H59ZM58 110V111H59ZM79 110V111H80ZM26 111V110H25ZM57 111V112H58ZM68 111V110H67ZM78 111V112H79ZM83 111H85V110H83ZM90 111V113H92L91 112V110H89ZM89 111H88V114L87 113H85V112H87V109H86V111L85 112H83V113H85V114H87V115H90L89 114ZM16 112V111H15ZM27 112V111H26ZM28 112H30L29 111V108H28ZM78 112L76 111V113L78 114ZM22 113V112H21ZM20 113V114H21ZM58 113H60V112H58ZM61 113H63V111L61 112ZM70 113H73V112H70ZM70 113H68V115L66 114V115H64L65 117H69V115H70ZM24 114V113H23ZM25 114H27V113H25ZM25 114H24V116H25ZM74 114V113H73ZM81 115H82V113H80ZM79 114V115H80ZM84 114V115H85ZM131 114V113H130ZM60 115V114H59ZM58 115V116H59ZM62 115V114H61ZM72 115V114H71ZM82 116V117H85V116ZM193 115V114H192ZM14 116H17V113H16V115H14ZM21 115H19V117H20ZM23 116V115H22ZM73 117H74V115H72ZM71 116V117H72ZM99 116H101V117H99ZM61 117H63V116H61ZM70 118V119H74V118ZM87 117V116H86ZM120 117V118H121ZM8 118V117H7ZM17 118V117H16ZM21 118V117H20ZM64 118V117H63ZM192 118V117H191ZM13 119H14V117H13ZM19 119V118H18ZM65 119V118H64ZM67 119L68 118H66V121H67ZM76 119H78V117L76 118ZM83 119V118H82ZM4 120V119H3ZM2 120V121H3ZM6 120H8V119H6ZM5 120V121H6ZM17 120V119H16ZM16 120L13 122L12 120V123H17L16 122ZM24 120V119H23ZM63 120V119H62ZM75 120V119H74ZM80 120V119H79ZM79 120H77L78 122H79ZM2 121H1V124H0V264H99V262H98V258L96 257L97 255L96 254H98L99 255V253H94L93 252V250H92V247H93V245H92V243L89 241V239H90V236H88V232L86 233V231H85V226H84V224H76V223H74V222H70L71 220H69V218H70V216H68V214H70L71 213V211H72V208H73V205H74V202H75V200H76V198L78 197V196H80V194L79 195H77V196H75L74 194L73 195H70V196H74V197H70V196H68V194L66 195L65 193H62V191L60 192V193H62V194H65V195H56V193L55 192H53V193H55L54 195L53 194H51L50 192H49V190L51 189L52 190V181L51 180H49L48 178H47V180H40V178H38L39 176L38 175H41V174H43V173H41L40 171L41 170H43V166L45 165V164H47V162L49 161L48 159H45V160H48L47 162L46 161H44V162H40V160H38V161H35V159H30V158H35V157H30L29 159H28V157H26L25 155H30L31 154V152L33 151V150H35V149H37V148H35L34 149V147L35 146H37V145H40V144H43V145H45V140L43 141V134L42 133H45V131H43V130H45V129H41V127H42V123H41V127L39 128V129H36L35 130V132H32V134H29V133H27L26 131L27 130H25V131H20L19 132V130L16 132V131H14V130H9L12 126L11 125H13L12 123L10 124V126L11 127H9V125H8V131H5L4 129H5V127L4 126H7V123H9V122H5V121H3L4 122V125H3V123H2ZM9 121V120H8ZM19 121V120H18ZM41 121V120H40ZM65 121V120H64ZM83 121V120H82ZM116 121V122H115ZM21 122V119H20V121H19V123ZM36 122V121H35ZM42 122V121H41ZM68 122V121H67ZM73 122V121H72ZM129 122V121H128ZM22 123H24V122H22ZM68 123H70L69 125L70 126H73V125H71V124H73V123H71V122H68ZM67 123V124H68ZM75 123H76V121H75ZM18 124V123H17ZM15 125V124H14ZM60 125H62V124H60ZM60 125H59V127H60ZM63 125H64V123H63ZM69 125H66L67 127L69 126ZM78 125H80V123L78 124ZM81 125V126H82ZM2 126H3V128H2ZM45 126V125H44ZM65 126V125H64ZM65 126V127H66ZM69 126V129L71 128ZM92 126H94V127H92ZM58 127V128H59ZM67 127H66V129H67ZM6 128V129H7ZM43 128V127H42ZM45 128V127H44ZM81 128V127H80ZM84 128V127H83ZM12 129V128H11ZM13 129H15V126L13 127ZM24 129H25V127H24ZM23 129V130H24ZM60 129H61V127H60ZM59 129V130H60ZM76 129V128H75ZM20 130H22L21 128H20ZM55 130H57V128L55 129ZM77 130H79V129H77ZM85 130V129H84ZM105 130H106V133H105ZM11 131H13V132H11ZM58 131V130H57ZM62 131V130H61ZM60 131V132H61ZM87 130H85V132H86ZM16 132V133H15ZM66 132V131H65ZM69 132H70V130H69ZM75 132H77V131H75ZM83 132V131H82ZM85 132H83V133H85ZM87 132V133H88ZM132 132V131H131ZM134 132V131H133ZM14 133V134H13ZM57 133V132H56ZM72 133V132H71ZM71 133H70V136H71ZM80 133V132H79ZM41 134H42V136H41ZM58 134V133H57ZM61 134V133H60ZM62 134H64L63 132H62ZM66 134V133H65ZM69 133H67V135H68ZM45 135V134H44ZM73 135V134H72ZM75 135V134H74ZM85 135H86V133H85ZM40 136L42 137V138H40ZM48 136V135H47ZM63 136V135H62ZM62 136H60L59 135V137H62ZM65 136V135H64ZM69 136V135H68ZM80 136H83L81 133H80ZM79 136V137H80ZM131 136V135H130ZM134 136H136V137H134V138H139V137H137V135L136 134H134ZM79 137H78V135H77V138L79 139ZM125 137H128V136H125ZM55 138V137H54ZM63 138H65V137H63ZM70 138V137H69ZM76 138V137H75ZM82 138V140H85V142H86V138L85 139H83V137H81ZM22 139H24V141H22ZM44 139H45V137H44ZM48 138H46V140H47ZM59 139V138H58ZM71 140H72V138H70ZM115 139V140H114ZM119 139H122V138H119ZM128 139V141L130 142V141H132L131 139H132V137L130 138V137H128L127 138ZM130 139V140H129ZM140 139V138H139ZM52 140H53V136H52ZM62 140V139H61ZM65 140L66 139H64V143H65ZM70 140V141H71ZM76 140V139H75ZM81 140V141H82ZM124 140V139H123ZM126 140V139H125ZM28 141V142H27ZM55 141V140H54ZM54 141L53 142H51V140L49 141H47V142H51V144H53L54 143ZM66 141H69L68 140V138H67V140ZM69 141V142H70ZM135 141V140H134ZM72 142V141H71ZM74 142H76L77 144H74V143H70L69 144V148L70 149H72V150H74V152L75 151H77V148L76 147H78L77 145H78V143H79V141L77 140V141H74ZM83 143H84V141H82ZM126 142V141H125ZM125 142H123V145L124 144H126ZM135 142H138V140L136 139V141ZM55 143H57V147H58V141H56ZM61 143V142H60ZM63 143V144H64ZM68 143V142H67ZM83 143H81V144H83ZM87 144H88V142H86ZM89 143H90V141H89ZM50 144V145H51ZM129 144V143H128ZM49 145V144H48ZM49 145V146H50ZM60 146L58 147V148H56V150L58 149V150H61V149H63L65 146H67L66 144H65V146L64 145H62V144H59ZM80 145V144H79ZM83 145H86L85 143L83 144ZM89 145V144H88ZM40 146H42V145H40ZM52 146V145H51ZM50 146V147H51ZM133 146V145H132ZM131 146V147H132ZM43 147H45V146H43ZM43 147H40V148H43ZM46 147H47V144H46ZM55 147V146H54ZM47 148H49V147H47ZM47 148H46V150H47ZM51 148H53V147H51ZM78 148V149H79ZM50 149V148H49ZM69 149V150H70ZM131 150H134V147L133 148H130ZM43 150H45V149H43ZM43 150L42 151H39V152H42L43 153ZM46 150H45V152L44 153H46ZM52 150V149H51ZM57 150V151H58ZM64 150V149H63ZM63 150H61V151H63ZM67 150V149H66ZM65 150V151H66ZM49 151V153L47 152L46 154H50V150H48ZM53 151H55V150H53ZM64 151V152H65ZM59 152V151H58ZM68 152V151H67ZM70 152V151H69ZM73 152V151H72ZM133 152V151H132ZM158 152V151H157ZM157 152H156V155H157ZM160 152V151H159ZM162 153L164 152V151H161ZM160 152V153H161ZM171 151H168V153H170ZM38 153V152H37ZM44 153L42 154V156L44 155ZM55 153V152H54ZM71 153V152H70ZM70 153H66V154H69L70 155ZM165 153H166V151H165ZM40 155H41V153H39ZM53 154V153H52ZM56 154V153H55ZM72 154V153H71ZM155 154V153H154ZM171 154V153H170ZM34 155H35V153H34ZM59 155H62V154H59ZM65 155V154H64ZM62 156V159H63V157H65V159H66V156L67 155H65V156ZM68 155V156H69ZM73 155V154H72ZM75 155H77L76 153H75ZM75 155H74V157H75ZM135 155V154H134ZM137 155V154H136ZM173 155V154H172ZM36 157L38 156L37 154L35 155ZM45 156H47V155H44V157ZM49 156V155H48ZM47 156V158H49ZM54 156V154L52 155V157ZM71 156V155H70ZM158 156V155H157ZM173 156H175V155H173ZM23 157V158H22ZM58 157V156H57ZM74 157L72 158V159H74ZM76 157H78V156H76ZM83 157V155L81 156V158ZM139 157H141V156H139ZM25 158V159H24ZM56 158V157H55ZM60 158V157H59ZM68 158V157H67ZM40 159H41V157H40ZM43 159V158H42ZM49 159H51V158H49ZM53 159V158H52ZM51 159V160H52ZM131 159V160H132ZM141 159V158H140ZM140 159H139V161H140ZM36 160H37V158H36ZM44 160V159H43ZM42 160V161H43ZM57 160V159H56ZM69 160V159H68ZM75 160V159H74ZM76 160H77V158H76ZM83 160V159H82ZM142 160V159H141ZM54 161V160H53ZM60 161H61V159H60ZM63 161V160H62ZM61 161V162H62ZM67 160H65V162H66ZM85 161H83V162H85ZM110 161H113V162H115L116 163V165L113 163H111ZM189 161V160H188ZM55 162V161H54ZM64 161L62 162V163H65ZM128 162H130V163H132L131 161H129L128 160ZM143 162H144V160H143ZM25 163H26V165L28 166L29 165V167H27L28 169L26 170V171H23V172H21L22 170H23V167H25ZM49 163V162H48ZM51 163H53V162H51ZM56 163V162H55ZM57 163H58V161H57ZM69 162L67 161V164H68ZM74 163H75V161H74ZM77 163L79 164V161H77ZM141 163V162H140ZM50 164V163H49ZM54 164V163H53ZM58 164H60V163H58ZM70 164H71V160H70ZM129 164V163H128ZM63 166V164H60L59 165V167L60 166ZM73 165V164H72ZM71 165V166H72ZM130 165H132V164H130ZM138 165L141 167V169H142V166H141V164H139V162H138ZM54 166V165H53ZM52 166V167H53ZM68 166V165H67ZM74 166H76V164L74 165ZM129 165H127V167H128ZM132 166H136L135 164L134 165H132ZM45 167H46V165H45ZM65 167V166H64ZM122 167V168H121ZM140 167L138 168V166H137V168L140 170ZM42 168V169H41ZM68 168H70L69 166H68ZM67 168V169H68ZM72 168V167H71ZM129 168H131V166L129 167ZM198 168V167H197ZM26 169V168H25ZM48 169H49V166H48ZM47 169V170H48ZM55 169V170H54ZM53 169V171L52 170H50V172L49 173H51V172H56V167ZM58 169V168H57ZM63 169V168H62ZM66 169V170H67ZM74 169V168H73ZM73 169H71V171L73 170ZM112 169L113 170H115L114 172L112 171ZM143 169H144V167H143ZM142 169V170H143ZM158 169V168H157ZM40 170V171H39ZM46 170V169H45ZM59 170V169H58ZM109 170H111L112 172H113V174L116 172V173H118V172H120V174L118 173V174H116L115 173V175H118V178H116V179H114L112 182H111V184L109 185V179L111 178L110 177V175L112 176V173L109 175V173L111 172V171H109ZM146 170V169H145ZM144 170V171H145ZM63 171H65V170H63ZM63 171H61V172H63ZM71 171H69V172H71ZM75 171V170H74ZM127 171H129V170H127ZM143 171V172H144ZM43 172V171H42ZM48 172V171H47ZM59 173H60V171H58ZM66 172V171H65ZM142 171H141V176L144 174ZM41 173V174H40ZM67 173H68V170H67ZM46 174V172H44V175ZM52 174V173H51ZM54 174V173H53ZM65 174V173H64ZM70 174V173H69ZM72 174V173H71ZM43 175V176H44ZM46 175H48V174H46ZM50 175V174H49ZM48 175V176H49ZM108 175H109V177H108ZM53 176V175H52ZM55 176L57 177V174H55ZM59 176H60V174H59ZM62 176V175H61ZM60 176V177H61ZM131 176V175H130ZM47 177V176H46ZM50 177V176H49ZM55 177V178H56ZM117 177V176H116ZM41 178H42V176H41ZM44 178H45V176H44ZM55 178H53V179H55ZM59 178V177H58ZM58 178H56V179H58ZM112 178H115V177H112ZM111 178V179H112ZM43 179V178H42ZM46 179V178H45ZM55 179V180H56ZM59 179H61V178H59ZM122 179H120V181L119 182H121L122 181ZM129 180H130V178L127 180L128 181V184H129ZM54 181V180H53ZM61 181H64V180H61ZM60 181V182H61ZM132 182H133V180H131ZM130 181V182H131ZM56 182L58 183L59 181L58 180H56ZM59 182V183H60ZM118 182V183H119ZM123 182H121L122 184H119V186L120 185H122V186H120V188L117 186L116 187V189L117 188H119V189H122L123 188ZM55 182H53V184H54ZM64 183V182H63ZM81 183V184H82ZM108 183V184H107ZM56 184V183H55ZM60 184H62V183H60ZM80 184V185H81ZM101 185V187H102V189H100V185ZM114 184H115V182H114ZM114 184H113V186H114ZM126 184H127V182L125 183V185H124V187L126 186ZM133 184V183H132ZM49 185L51 186V188L49 189ZM118 185V184H117ZM57 186H58V184H57ZM62 186V185H61ZM61 186H59V187H61ZM66 186H64V187H66ZM77 186L78 185H76L75 187L74 186H70L69 188L70 189H72L71 191H69L70 193L71 192H73V189L76 191L77 190ZM128 186V185H127ZM131 186V185H130ZM133 186H134V184H133ZM55 187H56V185H55ZM55 187H53L54 189H55ZM58 187V188H59ZM68 187V186H67ZM66 187V190H68V188ZM122 187V188H121ZM132 187V186H131ZM62 188H63V186H62ZM79 188H80V186L78 187V190H79ZM126 188H128V187H126ZM132 188H134V187H132ZM132 188H131V190H132ZM56 189H57V187H56ZM61 189V188H60ZM60 189H58V190H60ZM65 189V188H64ZM82 189V188H81ZM85 189V188H84ZM124 189V188H123ZM58 190H56L57 191V193H59L58 192ZM83 190V189H82ZM82 190H79L80 192L82 191ZM86 190V189H85ZM108 190V189H107ZM115 190V189H114ZM126 190H128V189H126ZM134 190H137V188H134ZM53 191H55V190H53ZM65 190H63V192H64ZM116 191V190H115ZM123 191H125V190H123ZM129 191H130V188H129ZM86 192V191H85ZM87 192H86V194H87ZM106 192V193H105ZM119 192V191H118ZM74 193V192H73ZM78 193V192H77ZM83 193V192H82ZM81 193V194H82ZM108 193H110V192H108ZM121 193H122V190H121ZM124 193V192H123ZM129 193H132V192H129ZM135 193H136V191H135ZM134 193V194H135ZM76 194V193H75ZM85 194V195H86ZM117 193L115 192V195H116ZM125 194V193H124ZM127 194V193H126ZM125 194V195H126ZM133 194V195H134ZM84 195V196H85ZM88 195V194H87ZM89 195H92V194H89ZM88 195V196H89ZM94 195V194H93ZM94 195V196H95ZM131 195V194H130ZM82 196V195H81ZM87 196V197H88ZM94 196H92L93 198H94ZM122 196H124L123 194H121V196L120 197H122ZM129 196V195H128ZM96 197V196H95ZM113 197H115V196H111V198H113ZM89 198V197H88ZM116 198V197H115ZM78 199V198H77ZM96 199V198H95ZM118 200H119V198H117ZM124 199V198H123ZM128 199H130V197L128 198ZM111 200V199H110ZM109 200V201H110ZM121 200V199H120ZM125 200V199H124ZM127 200V199H126ZM93 201V200H92ZM98 201L99 203H103V201ZM113 201V200H112ZM90 202V201H89ZM98 202H97V204H98ZM104 203H106V202H104ZM109 203V202H108ZM107 203V204H108ZM127 203L128 202H126V205H127ZM96 204V203H95ZM112 204V203H111ZM71 205H72V207H71ZM79 205V204H78ZM82 205V204H81ZM106 205V204H105ZM121 205L122 204H120V205H118V207H117V205L115 206L116 208H118L119 209V206L121 207ZM126 205H125V207H126ZM104 206V205H103ZM102 206V207H103ZM108 207H109V205H107ZM129 206V205H128ZM80 207V206H79ZM82 207V206H81ZM99 207H101V204H99ZM98 207V208H99ZM105 207V206H104ZM107 207V208H108ZM122 207H123V205H122ZM97 208V209H98ZM106 208V207H105ZM110 208H111V206H110ZM110 208H108V210L110 209ZM112 208H113V206H112ZM112 208H111V210H112ZM82 209V208H81ZM102 209V208H101ZM122 209H124V211H126L125 210V208H120L118 211H120V210H122ZM80 210V209H79ZM91 210V209H90ZM96 210V209H95ZM100 210V209H99ZM107 211V210H106ZM113 211V210H112ZM117 211V209L115 210V212ZM117 211V212H118ZM92 212V211H91ZM97 212H100V211H98L97 210ZM97 212H96V216H98L97 215ZM114 212V211H113ZM127 212H128V210H127ZM89 213V212H88ZM111 213V212H110ZM122 213H123V211H122ZM125 214H126V212H124ZM72 214V213H71ZM87 214V213H86ZM94 214V213H93ZM99 214H101V215H103V213H99ZM119 214H121V212H119ZM95 215V214H94ZM104 215H105V213H104ZM107 215V214H106ZM105 215V216H106ZM112 215L114 216V214L112 213ZM112 215H107L106 217H107V219H109L110 220V216H112ZM117 215H118V213H117ZM124 215V214H123ZM123 215H121V216H123ZM84 216V215H83ZM108 216L110 217V218H108ZM118 216H120V215H118ZM125 216V215H124ZM94 217V216H93ZM104 217V216H103ZM91 218V217H90ZM113 218V217H112ZM84 219V218H83ZM103 219V218H102ZM105 219V218H104ZM86 220V219H85ZM108 220V221H109ZM113 220V219H112ZM112 220H110L109 222H110V226L112 227L113 225H111V223H113L112 222ZM128 218L126 219V221L125 222H127L128 223ZM105 221H107L106 219H105ZM115 221V220H114ZM81 222H82V220H81ZM102 222V221H101ZM120 222V221H119ZM121 222H123L122 220H121ZM124 222V223H125ZM82 223H85V222H82ZM104 223V222H103ZM102 223V224H103ZM106 223H108V222H106ZM105 223V224H106ZM109 224V223H108ZM105 225V226H108L109 227V225ZM118 224V223H117ZM129 224V223H128ZM128 224H126L127 226H128ZM85 225H86V223H85ZM98 225V224H97ZM125 225V224H124ZM126 225L125 226H123V227H125V230L127 229V227H126ZM176 225V224H175ZM178 225V224H177ZM104 226V228H106ZM102 227H103V225H102ZM114 227V226H113ZM116 227V226H115ZM121 227V226H120ZM129 228V227H128ZM89 229V228H88ZM92 229V228H91ZM94 229V228H93ZM98 229V228H97ZM103 229V228H102ZM101 228H100V230H102ZM117 230H119V229H121V228H116ZM116 229L114 230V231H112L113 232V234H115L114 232H116ZM123 229V228H122ZM122 229L120 230V231H122ZM130 229V228H129ZM100 230H98V231H100ZM104 230V229H103ZM106 230V229H105ZM125 230H123V232L125 231ZM111 231H109V232H111ZM130 231V230H129ZM144 231V230H143ZM101 232H103V235L105 236V237H107V239H108V236H106V235H108V234H104V231H101ZM112 232H111V234H112ZM118 232V231H117ZM122 232V233H123ZM120 233V236H121V232H119ZM96 234H99L98 232L96 233ZM125 234H128V229H127V233H125ZM124 233L122 234V236H124L125 235ZM90 235V234H89ZM102 235V234H101ZM102 235V236H103ZM114 236V235H113ZM126 236V235H125ZM95 237V236H94ZM97 237V236H96ZM91 238H92V235H91ZM100 238V237H99ZM109 238H110V235H109ZM116 238H118V237H116ZM123 238H125V237H123ZM94 239V238H93ZM97 239V238H96ZM96 239H94L95 241H96ZM106 239V240H107ZM119 239V238H118ZM125 239H127V237L125 238ZM125 239H122V240H125ZM147 239V238H146ZM145 239V240H146ZM91 240V239H90ZM99 240V239H98ZM98 240H97V242H98ZM109 240V239H108ZM91 241H93V240H91ZM118 241H121V239L120 240H118ZM127 241V240H126ZM125 241V242H126ZM128 241H129V243L130 244H132L133 245V243L132 242H130V240L128 239ZM125 242H123L124 244H123V246L124 245H126L125 244ZM94 243V242H93ZM128 242H127V244H129ZM96 244V243H95ZM94 244V245H95ZM129 244V246L130 247H133V246H131ZM138 243H136V245H137ZM105 245V244H104ZM135 245V244H134ZM142 245V244H141ZM141 245H139V246H141ZM129 247V248H130ZM125 248H127V247H125ZM125 248H123V250L125 249ZM130 249H132V248H130ZM135 249H138V246H137V248H135V246H134V248H133V250H135ZM142 248H140V249H138V250H141ZM144 250H145V248H143ZM142 249V250H143ZM122 250V251H123ZM125 252H127V249L126 250H124ZM132 251V250H131ZM128 252H130V251H128ZM104 253V252H103ZM102 253V254H103ZM106 257H109L108 256V254L106 253ZM110 255V254H109ZM102 255H100V257H101ZM100 257H99V259H100ZM104 257V256H103ZM120 257V259H122L121 257H123L124 258V254H123V256H119ZM126 259H127V256L125 257ZM103 259H105V257L103 258ZM107 260V259H106ZM105 260V261H106ZM123 260V259H122ZM129 260V259H128ZM100 261V260H99ZM101 261H102V257H101ZM100 261V262H101ZM101 264V263H100Z\"/></svg>", "mask_w": 264, "mask_h": 264}]
</instances>
